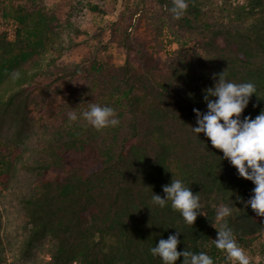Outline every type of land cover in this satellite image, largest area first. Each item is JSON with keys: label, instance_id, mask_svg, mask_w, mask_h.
Masks as SVG:
<instances>
[{"label": "trees", "instance_id": "16d2710c", "mask_svg": "<svg viewBox=\"0 0 264 264\" xmlns=\"http://www.w3.org/2000/svg\"><path fill=\"white\" fill-rule=\"evenodd\" d=\"M187 2L174 19L172 0H125L114 19L74 23L62 39L74 0L52 10L0 0L14 26L12 38L0 32V264H162L149 249L176 231L178 251L215 263L221 205L233 234L264 230L243 203L254 184L191 131L193 108L206 111L203 90L223 71L256 86L241 119L264 110V0ZM115 3L86 6L102 16ZM109 42L124 53L119 65L99 54ZM89 103L113 107L120 123L68 120ZM172 178L200 197L205 215L193 225L151 200Z\"/></svg>", "mask_w": 264, "mask_h": 264}, {"label": "clouds", "instance_id": "9594fccd", "mask_svg": "<svg viewBox=\"0 0 264 264\" xmlns=\"http://www.w3.org/2000/svg\"><path fill=\"white\" fill-rule=\"evenodd\" d=\"M187 6V0H172L168 11L174 19H179ZM214 75L218 76L214 86L203 90L206 111L193 108L196 126H191V131L203 133L214 148L222 151V159H227L240 177L254 184L252 195L243 203L250 206L257 216L264 217V110L254 118L244 116L241 119L250 97L256 94V86L252 82L234 83L226 78L224 71ZM81 118L97 130L115 127L120 123L113 107L96 103H89L87 110L80 112L79 116L75 111L68 113L69 121ZM162 190L164 198L153 193V204L163 208L170 202L171 208L180 213L185 223L193 225L198 215H205L200 197L185 186L181 179L172 178ZM231 212L228 205L218 207L216 220L223 222L217 229V237L213 239V243L217 249L226 253L225 259L230 264H250L249 257L234 238L233 231L225 220ZM179 233L176 231L166 239H159L149 249L151 255L159 257L162 264H175L179 257L183 258L181 264H214L207 252L194 253L185 249L178 251Z\"/></svg>", "mask_w": 264, "mask_h": 264}, {"label": "rangeland", "instance_id": "374dc122", "mask_svg": "<svg viewBox=\"0 0 264 264\" xmlns=\"http://www.w3.org/2000/svg\"><path fill=\"white\" fill-rule=\"evenodd\" d=\"M65 1L66 0H61V2H63L62 4H64V8L66 9L67 6L65 4ZM74 1H75L74 7L69 15L72 24L69 25V27L62 25L56 29L62 39L67 38L68 28L70 29L74 23L80 22L82 25H85L87 23L96 25L103 23L106 19H114L116 15L123 10V4L125 2V0H116L114 9L111 13L99 16L98 14L97 15L90 14L86 6V2L87 1H90L91 3L96 2L104 6H109L112 0H79L78 2L76 0ZM44 3L49 10H52L57 7V3H59V0H44ZM13 31H14L13 23L10 20H5L3 18L0 8V32L6 33L8 37L12 38ZM161 36L166 42L167 48L171 49L173 47V44L170 43L169 34L165 31V29L163 30ZM106 39L107 36H104L103 41H106ZM49 51H51V49H49ZM99 54L100 56L101 55L104 56L107 60H110L116 65L121 64L124 60V53L121 51V49H119L115 45V43H110V42L107 43V49L105 51L100 52ZM3 85L4 83L0 85V89ZM216 237H217V232L215 238ZM234 238L236 239L238 244L245 250L246 255L249 257L250 264H264V230L261 233H258L254 236L239 237L234 234ZM109 241L110 239L107 238L106 242L108 243ZM225 256L226 253L216 248L214 264H230V262L225 259Z\"/></svg>", "mask_w": 264, "mask_h": 264}]
</instances>
